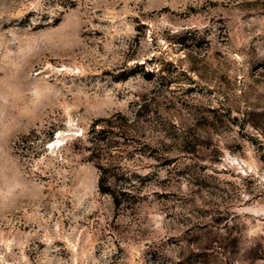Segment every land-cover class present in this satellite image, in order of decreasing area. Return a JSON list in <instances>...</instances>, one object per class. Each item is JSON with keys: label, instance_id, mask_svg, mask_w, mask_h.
<instances>
[{"label": "rangeland", "instance_id": "1", "mask_svg": "<svg viewBox=\"0 0 264 264\" xmlns=\"http://www.w3.org/2000/svg\"><path fill=\"white\" fill-rule=\"evenodd\" d=\"M0 264H264V0H0Z\"/></svg>", "mask_w": 264, "mask_h": 264}, {"label": "trees", "instance_id": "2", "mask_svg": "<svg viewBox=\"0 0 264 264\" xmlns=\"http://www.w3.org/2000/svg\"><path fill=\"white\" fill-rule=\"evenodd\" d=\"M104 180H105L104 179V175L103 176H100V178H99V185H100L101 189H104V188H102L103 187Z\"/></svg>", "mask_w": 264, "mask_h": 264}]
</instances>
